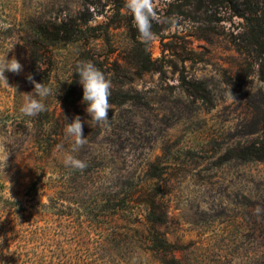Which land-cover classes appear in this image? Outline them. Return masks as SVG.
Masks as SVG:
<instances>
[{
  "label": "rangeland",
  "instance_id": "374dc122",
  "mask_svg": "<svg viewBox=\"0 0 264 264\" xmlns=\"http://www.w3.org/2000/svg\"><path fill=\"white\" fill-rule=\"evenodd\" d=\"M245 2L153 0L145 41L126 0H0V56L23 65L0 80V264H264V80ZM82 60L111 80L105 123L86 111ZM29 74L53 89L35 117L20 111L39 99ZM77 115L87 143L72 152Z\"/></svg>",
  "mask_w": 264,
  "mask_h": 264
},
{
  "label": "clouds",
  "instance_id": "9594fccd",
  "mask_svg": "<svg viewBox=\"0 0 264 264\" xmlns=\"http://www.w3.org/2000/svg\"><path fill=\"white\" fill-rule=\"evenodd\" d=\"M126 7L133 16L134 25L140 33L139 38L145 41L151 39L153 35L151 24L155 19L153 0H126ZM6 54L7 52L0 56V80L4 81H7L5 70L16 74L23 70V65L15 56L9 60ZM76 73L79 76V82L83 86V102L87 104L86 111L90 114L91 119L98 124L107 122L109 120V110H112L110 103L111 80L91 60H82L77 63ZM27 78L34 84V91L39 99L31 96L26 97L20 111L25 116L35 117L46 111V105L43 101L53 94V89L45 85L44 82L35 81L31 74ZM83 125L84 121L77 115L72 122L65 126L66 136L74 138L72 152H78L87 143L86 136L83 134ZM8 156L9 154L0 157L5 167ZM64 164L80 170L87 167L84 161L71 154L66 156Z\"/></svg>",
  "mask_w": 264,
  "mask_h": 264
},
{
  "label": "trees",
  "instance_id": "16d2710c",
  "mask_svg": "<svg viewBox=\"0 0 264 264\" xmlns=\"http://www.w3.org/2000/svg\"><path fill=\"white\" fill-rule=\"evenodd\" d=\"M259 3H264V0H246L245 13L240 16L245 21V43L253 46V49L258 52L259 57L261 58V75L264 80V6H259ZM68 30V28H65V32ZM141 55L139 63L140 67L149 68V58ZM70 85H73L74 87L75 82H72ZM65 92H70L69 88H66ZM163 169L164 168L157 164L151 165L149 169L150 177H160L163 173ZM142 193L144 194V198L141 201L148 206L147 218L152 224L162 223L167 216L166 208H161L159 206V200L153 194L148 191H143ZM108 199H111V197ZM112 199H114V197Z\"/></svg>",
  "mask_w": 264,
  "mask_h": 264
}]
</instances>
